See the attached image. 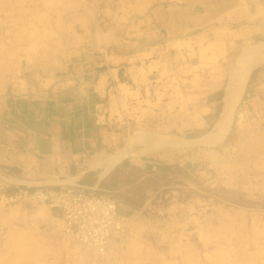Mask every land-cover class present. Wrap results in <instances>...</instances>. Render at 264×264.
<instances>
[{"label": "rangeland", "instance_id": "obj_1", "mask_svg": "<svg viewBox=\"0 0 264 264\" xmlns=\"http://www.w3.org/2000/svg\"><path fill=\"white\" fill-rule=\"evenodd\" d=\"M76 1L0 0V103L7 101L13 114L0 122L3 145L7 133H15L12 140L22 148L28 144L29 129L45 126L35 120L39 102L26 98L56 92L69 98L76 81L91 77L80 71L78 63L92 62L104 52L94 39V30H105L108 19L102 9H114L117 0H102L89 7L91 11L86 8V13L83 9L91 1L79 0L82 6ZM261 4L263 8L256 10L260 14L264 1ZM262 26L253 41L226 39L223 29L209 33L207 39L191 38L185 43L190 48L185 55L180 51L182 44H169L153 58L155 63L142 66L138 81L127 78L109 91L108 86L105 103L98 109L105 114L101 124L113 134L109 153L125 147L126 156L144 160L146 165L116 171L114 189L118 190V180L127 182L132 198L126 194V199L135 206L129 211L119 209L131 219L127 243L101 264H264V118L256 124L251 120L257 118L249 115L257 108L264 110L262 99L255 96L256 87L264 81V63L251 70L225 136L212 145L185 143L213 130L228 75L239 65L245 46L264 40V21ZM238 111L248 112L242 123ZM84 124L89 132L88 116L64 120L62 129L65 134H76ZM8 171L6 165L0 166V214L7 229L0 264H85L77 256L79 248L64 234L54 232L61 229V219L52 215L57 222L49 226L30 224L23 217L26 208L47 205L17 199L19 190L5 198L6 189L15 181ZM62 173L69 172L63 169ZM64 184L76 183L45 187ZM146 188L154 193L149 207L141 201ZM115 194L124 195L122 191ZM188 250L193 251L189 256L193 261Z\"/></svg>", "mask_w": 264, "mask_h": 264}, {"label": "crops", "instance_id": "obj_2", "mask_svg": "<svg viewBox=\"0 0 264 264\" xmlns=\"http://www.w3.org/2000/svg\"><path fill=\"white\" fill-rule=\"evenodd\" d=\"M89 1L87 8L102 2ZM262 1L264 0H117L115 2L118 5L114 9H109L111 6L103 8L108 23L105 30H94V39L104 52L101 51L99 57L92 59V62L86 60L85 63H78L80 71L87 72L91 77L76 81L69 98H65L60 92L48 97L26 98L29 102H39L35 120L45 125L29 129L27 145L20 148L12 140L15 133H7L6 145L0 139V166L6 165L15 180L6 189L5 198H10L21 188L32 192L52 184L75 182L95 194L107 193L115 197L119 200V209H133L135 205L126 199V194L128 198H132V194L126 191L130 185L118 180L119 187L115 190L114 177L117 170L120 173L126 172L127 166L132 168L140 164L146 165V161L124 156L106 169L109 166V156L116 154L109 153L113 146V134L101 124V117L105 114L98 109L105 103L108 86L109 91L114 85L126 82L127 78L135 83L141 76L142 66L147 68L149 64L155 63L153 58L161 48L169 44H182L180 51L185 55L190 50L186 42L191 38L207 39L209 33H214L216 29L226 30V39L253 41L256 32L263 29L264 12L260 14L256 11L259 7L263 8ZM76 2L81 4L79 0ZM106 35L109 36L108 39ZM176 54L175 51L174 55ZM13 99L15 103L18 100L17 97ZM10 108L7 101L4 105L0 103V122L13 115ZM80 116H88L91 120L90 131H87L84 124L75 135L65 134L62 129L63 121L70 122ZM80 167L83 170H79ZM63 169L70 174H63ZM117 191L119 194L122 191L124 195L115 194ZM144 194L146 197H142L141 201L144 207H149L154 193L146 188ZM158 208L162 209V205ZM31 210L26 208L23 217L33 225L42 222L49 226L55 225L57 221L51 218L52 215L60 219L57 210L42 206ZM140 221L142 219L135 223Z\"/></svg>", "mask_w": 264, "mask_h": 264}, {"label": "built area", "instance_id": "obj_3", "mask_svg": "<svg viewBox=\"0 0 264 264\" xmlns=\"http://www.w3.org/2000/svg\"><path fill=\"white\" fill-rule=\"evenodd\" d=\"M262 103L264 89H258ZM256 98V97H254ZM258 99V98H257ZM254 100V99H253ZM264 107V106H263ZM263 113V115H262ZM248 112H238L240 120H244ZM249 115L251 121L263 119L264 110L257 108ZM15 197L33 203L47 205L57 210L64 222V233L73 236L76 242L81 243L87 250L96 251L97 256L91 254L89 260H102L100 255L113 245L119 247L127 233L128 216L121 213L118 202L111 195H97L85 192L78 184L59 187H40L33 192L19 189ZM5 228L0 224V241L4 236Z\"/></svg>", "mask_w": 264, "mask_h": 264}, {"label": "bare ground", "instance_id": "obj_4", "mask_svg": "<svg viewBox=\"0 0 264 264\" xmlns=\"http://www.w3.org/2000/svg\"><path fill=\"white\" fill-rule=\"evenodd\" d=\"M55 2H56V0H54ZM65 1V0H64ZM38 2V1H37ZM54 2V3H55ZM39 3V2H38ZM59 4V3H58ZM62 4V3H61ZM88 4V3H87ZM90 4H91V2H90ZM8 5V4H7ZM7 5H5V6H7ZM23 5V4H22ZM37 5V4H36ZM55 5V4H54ZM81 6H82V4H80ZM84 5V4H83ZM21 6V5H20ZM25 6V5H24ZM27 6V5H26ZM39 6H40V4H39ZM52 6V5H51ZM56 6V5H55ZM59 6V5H58ZM89 6V5H88ZM8 8L9 7H11V6H7ZM29 7V6H28ZM12 8V7H11ZM19 8L20 7H18V10H19ZM41 8V7H40ZM80 8V7H79ZM86 8H87V6L83 9V11L85 12V10H86ZM93 8V7H92ZM38 9V8H37ZM67 9V8H66ZM9 10V9H8ZM31 10H32V8H31ZM88 10H90V8L88 9ZM92 10V9H91ZM90 10V11H91ZM9 11H11V10H9ZM16 11H17V9H16ZM38 11H40V10H38ZM49 11V10H48ZM51 11V10H50ZM53 11V10H52ZM65 11V10H64ZM78 11V10H77ZM4 12V11H3ZM8 12V11H7ZM35 12V11H34ZM61 12V11H60ZM74 12V11H73ZM87 12H89V11H87ZM95 12V11H94ZM1 13V12H0ZM6 13V12H5ZM11 13V12H10ZM41 13V12H40ZM72 13V12H71ZM86 13V12H85ZM7 14V13H6ZM74 14V13H73ZM81 14V13H80ZM88 14V13H87ZM93 14V13H92ZM91 14V15H92ZM3 15H5V14H3ZM26 15V14H25ZM35 15V14H34ZM42 15V14H41ZM72 15V14H71ZM70 15V16H71ZM82 15V14H81ZM33 16V15H32ZM31 16V17H32ZM65 16V15H64ZM76 16V15H75ZM80 16V15H79ZM86 16V15H85ZM94 16V15H93ZM15 17H17V16H15ZM14 17V18H15ZM35 17V16H34ZM72 17V16H71ZM89 18H90V16H88ZM92 17V16H91ZM60 18V17H59ZM17 19V18H16ZM70 19H72V18H70ZM92 19V18H91ZM34 20V19H33ZM93 20V19H92ZM16 20H14V22H15ZM19 21V20H18ZM68 21V20H67ZM73 21V20H72ZM83 21V20H82ZM21 22V21H20ZM36 22V21H35ZM48 22V21H47ZM62 22V21H61ZM60 23V22H59ZM63 23V22H62ZM15 24V23H14ZM17 24V23H16ZM21 25V24H20ZM19 25V26H20ZM70 25V24H69ZM17 26V25H16ZM28 26V25H27ZM35 26V25H34ZM22 27V26H21ZM71 27V26H70ZM28 28H29V26H28ZM31 29H32V27H30ZM98 28V27H97ZM97 28H95L96 30H98ZM15 29V28H14ZM23 29V28H22ZM27 29V28H26ZM20 30V29H19ZM73 30V29H72ZM94 30V29H93ZM18 31V30H17ZM33 31V30H32ZM23 32V31H22ZM34 32H36V31H34ZM19 33H21V31H19ZM18 33V34H19ZM97 33V32H96ZM100 33V32H99ZM22 34H24V33H22ZM25 34H27V33H25ZM75 34V33H74ZM16 36V35H15ZM19 36V35H18ZM104 36H105V33H104ZM103 36V38H105ZM101 37V36H100ZM106 37H107V35H106ZM109 37V36H108ZM108 37L106 38V39H108ZM75 38V37H74ZM96 38V37H95ZM98 38V37H97ZM106 39H104V40H106ZM110 39V38H109ZM26 40V39H25ZM28 40V39H27ZM77 40V39H76ZM107 41V40H106ZM108 42V41H107ZM27 44V43H26ZM23 45V44H22ZM68 45V44H67ZM205 45V44H204ZM71 46V45H70ZM81 46V45H80ZM26 49V48H25ZM38 50V49H37ZM40 50H41V48H40ZM243 54H241L242 56V58H241V60L239 61V65H237V66H235L234 68H233V71H231L230 73H229V75H228V82H227V84H226V86H225V88H224V95H223V97H222V110H221V112H220V114H219V116H218V119H217V121L215 122V124H213L214 126V128H213V130L212 131H209V132H207L206 134H203L202 136H200V137H196V139H194V140H191V141H185V143H187V142H190V143H192V142H205V144L207 143V144H214V143H217L218 141H220L224 136H225V134L228 132V129H229V127H230V123H231V120H232V117H233V112H234V109H235V107L237 106V104H238V102H239V100H240V98H241V96H242V94H243V90H244V88H245V84H246V81H247V79H248V77H249V74H250V72H251V70L253 69V68H255L256 66H258L259 64H262V63H264V40H260V41H258V42H254V43H252V44H249V45H247V46H245L244 48H243ZM37 52V51H36ZM39 52V51H38ZM240 55V54H239ZM239 58V57H238ZM257 86V85H256ZM255 86V87H256ZM257 89H260V88H262V89H264V81L263 82H261V83H259L258 84V86L256 87ZM252 99V98H251ZM245 103H246V101H245ZM262 103V102H261ZM244 104V103H243ZM260 104V103H259ZM252 106V105H251ZM261 106V105H260ZM263 106H264V102H263ZM256 107V106H255ZM245 108V107H244ZM243 108V109H244ZM257 108V107H256ZM242 109V110H243ZM260 109V108H259ZM247 110V109H246ZM253 110V109H252ZM244 111V110H243ZM250 111H251V109H250ZM239 112V111H238ZM263 114V113H262ZM252 118V117H251ZM263 118H264V116H263ZM237 119V118H236ZM239 121V123H242L241 121L242 120H238ZM245 121V120H244ZM247 121V120H246ZM259 122V121H258ZM258 122H254V123H256V124H261V123H258ZM238 123V124H239ZM248 123H251V122H248ZM246 124V123H245ZM252 124V123H251ZM247 125V124H246ZM241 127V126H240ZM139 130V129H138ZM146 130H148V129H146ZM146 130H144V131H146ZM211 130V129H210ZM148 132H150V131H148ZM139 134H140V132H138ZM137 133V134H138ZM135 134V133H134ZM143 135H144V133H142ZM146 134H148V133H146ZM136 135V134H135ZM134 136V135H133ZM140 136V135H139ZM143 137V136H142ZM140 138V137H139ZM135 139V138H134ZM133 139V140H134ZM137 139V138H136ZM145 139H147L146 137H145ZM144 139V140H145ZM149 139V138H148ZM141 139H139L138 141H140ZM143 140V141H144ZM152 140V139H151ZM136 141V140H135ZM134 141V142H135ZM173 141V140H172ZM175 142H177L176 140H174ZM137 142V141H136ZM135 142V143H136ZM178 142H180V141H178ZM177 142V143H178ZM183 142V141H182ZM149 143V141H146V143H145V145H149L148 144ZM184 143V142H183ZM133 144V143H132ZM160 144V143H159ZM144 145V144H143ZM156 145H158V144H156ZM161 145V144H160ZM166 145V144H165ZM130 146L131 145H129L128 147L130 148ZM125 148V147H124ZM124 148H122L121 150L119 149V151H118V153L117 152H115V153H117V154H115V155H112V156H109V166H107L106 167V169H108V167H110L113 163H114V161H116V160H118V159H120V158H122V157H124V156H126V152L124 151ZM163 148H165V147H163ZM156 148H154V150H155ZM159 149H162V148H159ZM126 150V149H125ZM130 150V149H129ZM158 150V149H157ZM151 151V150H150ZM153 153V152H152ZM107 156V155H106ZM106 158V157H105ZM129 158V157H128ZM133 158V157H132ZM107 159H108V156H107ZM131 159V158H130ZM135 159V158H134ZM103 160V159H102ZM133 160V159H132ZM98 162V161H97ZM102 162V161H101ZM105 163V162H104ZM92 166V165H91ZM93 168V167H92ZM105 170V169H104ZM103 170V171H104ZM83 172V171H82ZM106 172V171H105ZM105 172H103V175H104V173ZM238 175V174H237ZM101 176V175H100ZM16 179V178H15ZM19 180V179H18ZM21 181V180H20ZM20 181H18V182H20ZM263 181H264V178H263ZM81 184V183H80ZM65 185V184H64ZM84 187H85V185H84ZM22 189V188H21ZM97 189V188H96ZM45 205V204H44ZM50 209V208H49ZM2 214V213H1ZM0 214V224L5 228V232H4V236H2V238H1V241H0V251L1 250H3V246H4V243H5V238H6V234H7V229H6V226H5V224L3 223V219H2V217H4V216H2ZM5 217H7V216H5ZM60 219H61V221H62V227H61V229L60 228H56V229H54V232L55 233H57V234H61V235H63V237L64 238H67L69 241H71V242H73L74 243V245H76L78 248H79V250H78V252H77V256L79 257V260H81L80 262H83V263H85V264H101L100 263V261H96V260H89L88 259V257H91V254H93V255H95V256H97V252L96 251H89V250H87L81 243H79V242H76L75 240H74V238H73V236H71V235H69V234H65L64 233V230H63V227H64V222H63V220H62V218L60 217ZM127 232H129L128 230L131 228V219L130 218H128V220H127ZM200 226V225H199ZM202 228V227H201ZM63 230V231H62ZM60 232V233H59ZM209 234V233H208ZM206 235H207V233H206ZM8 236V235H7ZM203 237H206L207 238V236H203ZM8 238V237H7ZM205 238V239H206ZM127 239H128V235L126 234L125 235V239H123V241H121V243H120V246L117 248V247H115L114 248V246H118L117 244H115V245H113L112 247H110L108 250H106L105 252H103L101 255H100V257H101V259H102V262H104V261H107V260H110L111 258H113V257H115V255H117V253L120 251V248L121 247H123L124 245H125V243H127ZM209 239V238H208ZM229 244V243H228ZM188 249H191V248H189L188 247ZM222 250V249H221ZM239 250V249H238ZM223 251V250H222ZM221 251V252H222ZM232 251L234 252V250L232 249ZM241 251V250H240ZM242 251H243V249H242ZM244 251H245V249H244ZM188 252H191L190 250H188ZM193 252V251H192ZM192 252L191 253H189L188 254V258H190V259H192L191 257H189L191 254H192ZM221 252L219 253V255L221 256ZM229 253H227V255H228V257H229V254L231 253L230 251H228ZM232 252V253H233ZM224 253V252H223ZM238 253V252H237ZM234 254V253H233ZM241 253H239V255H240ZM193 255V254H192ZM196 255V254H195ZM225 255V253L223 254V256ZM242 255H243V253H242ZM246 255V254H245ZM230 257H231V255H230ZM235 257H236V255H235ZM234 257V258H235ZM239 257V256H238ZM237 257V258H238ZM91 258H93L94 259V257H91ZM218 258V257H217ZM233 258V257H232ZM247 258H248V256H247ZM194 259H196V258H194ZM222 259H223V257H222ZM222 259H220L221 261H222ZM244 259V258H243ZM236 260H238V259H236ZM246 260H248V259H246ZM245 260V261H246ZM112 261V260H111ZM192 261H193V259H192ZM216 261V260H215ZM215 261H213V262H215ZM218 261V260H217ZM244 261V262H245ZM107 262H109V261H107ZM233 262H234V260H233ZM216 263V262H215ZM240 263V262H239ZM242 263V262H241Z\"/></svg>", "mask_w": 264, "mask_h": 264}]
</instances>
